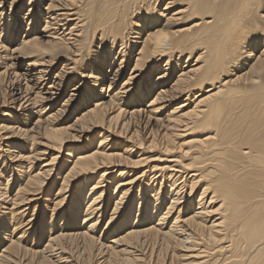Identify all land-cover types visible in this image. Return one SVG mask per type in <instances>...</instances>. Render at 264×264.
I'll list each match as a JSON object with an SVG mask.
<instances>
[{
  "label": "bare ground",
  "instance_id": "1",
  "mask_svg": "<svg viewBox=\"0 0 264 264\" xmlns=\"http://www.w3.org/2000/svg\"><path fill=\"white\" fill-rule=\"evenodd\" d=\"M0 264H264V0H0Z\"/></svg>",
  "mask_w": 264,
  "mask_h": 264
}]
</instances>
